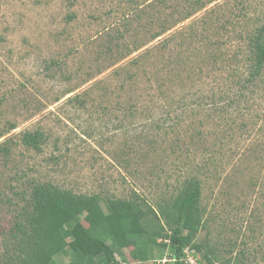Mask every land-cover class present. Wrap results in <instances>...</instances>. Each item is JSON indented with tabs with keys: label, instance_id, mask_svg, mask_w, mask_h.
I'll use <instances>...</instances> for the list:
<instances>
[{
	"label": "rangeland",
	"instance_id": "1",
	"mask_svg": "<svg viewBox=\"0 0 264 264\" xmlns=\"http://www.w3.org/2000/svg\"><path fill=\"white\" fill-rule=\"evenodd\" d=\"M258 18L264 0H0V258L18 172L104 207L199 174L200 241L264 264V72L245 81L237 32ZM37 129L40 152L19 141Z\"/></svg>",
	"mask_w": 264,
	"mask_h": 264
},
{
	"label": "trees",
	"instance_id": "2",
	"mask_svg": "<svg viewBox=\"0 0 264 264\" xmlns=\"http://www.w3.org/2000/svg\"><path fill=\"white\" fill-rule=\"evenodd\" d=\"M237 32L246 44L239 51L252 59L245 81L255 84L264 72V18ZM219 104L216 108L225 110L229 103ZM5 134L1 132L0 138ZM19 137L26 149L42 151L43 131L27 130ZM8 145L0 146L6 158ZM15 176L9 187L22 203H15L12 195L6 199L18 205L13 224L2 231L0 264H60L61 256L69 257L65 264H252L241 251L234 255L230 248L221 257L211 241H200L208 219L199 174L187 176L155 206L135 192L130 199H108L105 207L96 193H78L51 180H28L19 172ZM165 250L169 257L156 260Z\"/></svg>",
	"mask_w": 264,
	"mask_h": 264
}]
</instances>
